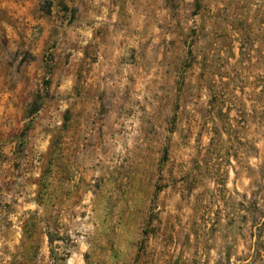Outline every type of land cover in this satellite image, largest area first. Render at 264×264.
Instances as JSON below:
<instances>
[{
    "label": "rangeland",
    "instance_id": "1",
    "mask_svg": "<svg viewBox=\"0 0 264 264\" xmlns=\"http://www.w3.org/2000/svg\"><path fill=\"white\" fill-rule=\"evenodd\" d=\"M0 264H264V0H0Z\"/></svg>",
    "mask_w": 264,
    "mask_h": 264
}]
</instances>
